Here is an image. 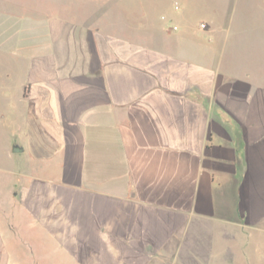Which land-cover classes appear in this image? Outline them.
Returning a JSON list of instances; mask_svg holds the SVG:
<instances>
[{
    "label": "crops",
    "instance_id": "obj_1",
    "mask_svg": "<svg viewBox=\"0 0 264 264\" xmlns=\"http://www.w3.org/2000/svg\"><path fill=\"white\" fill-rule=\"evenodd\" d=\"M29 27L0 45V264H264V83L186 31Z\"/></svg>",
    "mask_w": 264,
    "mask_h": 264
},
{
    "label": "rangeland",
    "instance_id": "obj_2",
    "mask_svg": "<svg viewBox=\"0 0 264 264\" xmlns=\"http://www.w3.org/2000/svg\"><path fill=\"white\" fill-rule=\"evenodd\" d=\"M48 15L95 19L105 30L147 35L150 47H172L185 31L189 37L204 36L208 51L219 53L224 69L237 74L248 71L264 83V0H0V45L2 38L28 37L30 22ZM1 50L0 86L5 82L2 69L12 70L14 65L9 51ZM207 263L202 258L186 262Z\"/></svg>",
    "mask_w": 264,
    "mask_h": 264
},
{
    "label": "water",
    "instance_id": "obj_3",
    "mask_svg": "<svg viewBox=\"0 0 264 264\" xmlns=\"http://www.w3.org/2000/svg\"><path fill=\"white\" fill-rule=\"evenodd\" d=\"M13 150H15V149L13 148Z\"/></svg>",
    "mask_w": 264,
    "mask_h": 264
}]
</instances>
